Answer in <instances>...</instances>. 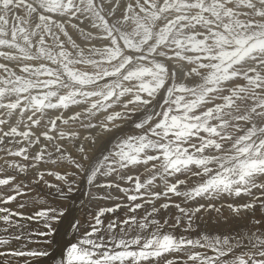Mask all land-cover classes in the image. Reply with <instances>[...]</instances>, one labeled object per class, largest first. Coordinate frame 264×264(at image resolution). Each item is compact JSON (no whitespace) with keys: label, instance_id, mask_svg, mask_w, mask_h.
<instances>
[{"label":"snow or ice","instance_id":"6c2138e0","mask_svg":"<svg viewBox=\"0 0 264 264\" xmlns=\"http://www.w3.org/2000/svg\"><path fill=\"white\" fill-rule=\"evenodd\" d=\"M0 264H264V0H0Z\"/></svg>","mask_w":264,"mask_h":264}]
</instances>
